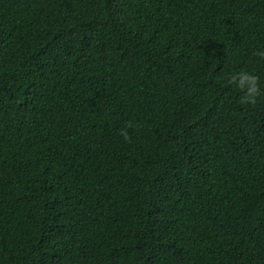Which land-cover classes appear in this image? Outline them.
<instances>
[{
	"label": "trees",
	"instance_id": "trees-1",
	"mask_svg": "<svg viewBox=\"0 0 264 264\" xmlns=\"http://www.w3.org/2000/svg\"><path fill=\"white\" fill-rule=\"evenodd\" d=\"M258 48L264 0H0V264H264Z\"/></svg>",
	"mask_w": 264,
	"mask_h": 264
},
{
	"label": "clouds",
	"instance_id": "clouds-1",
	"mask_svg": "<svg viewBox=\"0 0 264 264\" xmlns=\"http://www.w3.org/2000/svg\"><path fill=\"white\" fill-rule=\"evenodd\" d=\"M253 55L264 60V48L254 50ZM223 86L234 88L240 92L239 103L241 105L255 104L261 90L264 89V84L260 82L257 74L244 69L228 72L223 80ZM131 126V122H126L125 126L118 130L125 141L129 139L127 129Z\"/></svg>",
	"mask_w": 264,
	"mask_h": 264
}]
</instances>
